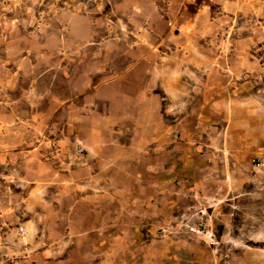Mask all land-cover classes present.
<instances>
[{"label":"rangeland","instance_id":"obj_1","mask_svg":"<svg viewBox=\"0 0 264 264\" xmlns=\"http://www.w3.org/2000/svg\"><path fill=\"white\" fill-rule=\"evenodd\" d=\"M0 264H264V0H0Z\"/></svg>","mask_w":264,"mask_h":264},{"label":"crops","instance_id":"obj_2","mask_svg":"<svg viewBox=\"0 0 264 264\" xmlns=\"http://www.w3.org/2000/svg\"><path fill=\"white\" fill-rule=\"evenodd\" d=\"M116 80L114 81H109L103 84H100L97 88L93 90V94H102L104 90L110 89L111 87L115 86ZM137 96V95H136ZM138 103H141L140 101Z\"/></svg>","mask_w":264,"mask_h":264}]
</instances>
